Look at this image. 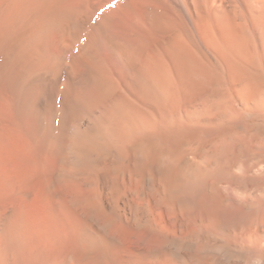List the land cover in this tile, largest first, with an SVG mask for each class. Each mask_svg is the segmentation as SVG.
Listing matches in <instances>:
<instances>
[{
	"label": "bare ground",
	"instance_id": "bare-ground-1",
	"mask_svg": "<svg viewBox=\"0 0 264 264\" xmlns=\"http://www.w3.org/2000/svg\"><path fill=\"white\" fill-rule=\"evenodd\" d=\"M0 264H264V0H0Z\"/></svg>",
	"mask_w": 264,
	"mask_h": 264
}]
</instances>
